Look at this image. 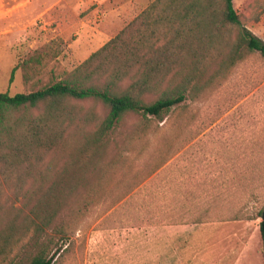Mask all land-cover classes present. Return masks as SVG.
Returning a JSON list of instances; mask_svg holds the SVG:
<instances>
[{
	"label": "rangeland",
	"instance_id": "374dc122",
	"mask_svg": "<svg viewBox=\"0 0 264 264\" xmlns=\"http://www.w3.org/2000/svg\"><path fill=\"white\" fill-rule=\"evenodd\" d=\"M154 1L0 0V93H30L63 80ZM234 6L243 25L264 41V0H234ZM215 81L145 125L141 116L127 115L110 134L102 178L88 172L42 236L53 252L62 249L55 264H137L131 255L146 253V239L163 231L154 226L157 219L197 213L202 197L214 199L202 205L210 222L172 228L193 233L186 241L195 244L190 262L164 264H263L264 56L247 55ZM79 104L102 119L107 115L100 104ZM79 135L71 134L66 148L46 159L50 180L81 146ZM30 194L12 196L0 211V233L30 215ZM15 239L0 242V264L32 261L29 240Z\"/></svg>",
	"mask_w": 264,
	"mask_h": 264
},
{
	"label": "trees",
	"instance_id": "16d2710c",
	"mask_svg": "<svg viewBox=\"0 0 264 264\" xmlns=\"http://www.w3.org/2000/svg\"><path fill=\"white\" fill-rule=\"evenodd\" d=\"M256 52L264 56V41L243 25L234 0H155L63 80L30 93H0V211L11 198L32 193L30 215L10 222L0 242L28 239L35 250L30 264H55L62 249L53 252L42 236L88 172L102 178L107 140L124 118L139 115L145 125L167 115ZM150 96L157 98L148 102ZM87 101L102 105L105 118L94 109L85 112L79 103ZM73 133L81 134L82 144L50 180L46 159L64 150ZM263 216L264 209L258 218ZM210 220L203 209L159 222ZM260 232L264 264V221Z\"/></svg>",
	"mask_w": 264,
	"mask_h": 264
},
{
	"label": "crops",
	"instance_id": "0c3cea01",
	"mask_svg": "<svg viewBox=\"0 0 264 264\" xmlns=\"http://www.w3.org/2000/svg\"><path fill=\"white\" fill-rule=\"evenodd\" d=\"M212 203H209L210 206ZM203 207L202 205H199V207ZM200 210L202 211L203 208ZM199 210V212H201ZM208 211V210H207ZM193 211H186L185 213H189ZM198 213V212H197ZM176 216L171 219H177L179 215L184 214L180 212L175 213ZM160 215V213H158ZM160 219H157L158 221L155 222L154 226L162 225V233H160V236L148 238L146 239L147 242V250L146 253L141 254H132L131 255V261L132 262H147L148 264H160V263H168L171 261H177V262H190L192 254L195 252L190 251L193 249L192 247L195 246V244H190V242H186L188 239V236H193V233H187L186 231L172 229L174 227H179V225H187V223H180V224H166L159 222L161 219L162 221H166L169 219H166L164 215H161L159 217ZM193 225H200L197 223H189ZM154 229H159V227H154ZM193 241V239H191ZM191 241V243H192ZM192 246V247H191ZM194 261V260H193Z\"/></svg>",
	"mask_w": 264,
	"mask_h": 264
},
{
	"label": "water",
	"instance_id": "95a60500",
	"mask_svg": "<svg viewBox=\"0 0 264 264\" xmlns=\"http://www.w3.org/2000/svg\"><path fill=\"white\" fill-rule=\"evenodd\" d=\"M262 221H264V216L262 217Z\"/></svg>",
	"mask_w": 264,
	"mask_h": 264
}]
</instances>
